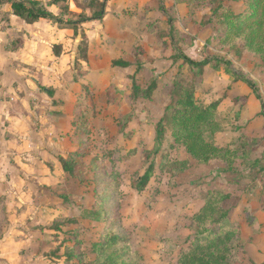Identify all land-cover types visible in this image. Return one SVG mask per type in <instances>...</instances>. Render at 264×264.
Here are the masks:
<instances>
[{
  "label": "rangeland",
  "instance_id": "374dc122",
  "mask_svg": "<svg viewBox=\"0 0 264 264\" xmlns=\"http://www.w3.org/2000/svg\"><path fill=\"white\" fill-rule=\"evenodd\" d=\"M249 2L108 0L102 21L80 27L84 60L82 35L69 27L0 23V264H111L113 252L129 264H184L190 251L207 258L208 240L220 237L228 240L224 264H264V51L243 49L220 22ZM177 51L230 61L244 80L223 66L200 73ZM154 81L151 100L135 98L134 84ZM176 82L204 108L220 102L208 139L221 153L206 164L170 131L156 140ZM72 156L74 175L61 161ZM212 201L215 218L228 212L220 225L199 220ZM202 224L209 232L197 236ZM114 235L120 242L106 249Z\"/></svg>",
  "mask_w": 264,
  "mask_h": 264
},
{
  "label": "trees",
  "instance_id": "16d2710c",
  "mask_svg": "<svg viewBox=\"0 0 264 264\" xmlns=\"http://www.w3.org/2000/svg\"><path fill=\"white\" fill-rule=\"evenodd\" d=\"M77 2L75 5L83 11L81 14H74L69 11L67 0H49L47 3H43L39 0H26V1H13V0H0V21L9 22V14L4 11L5 6H10L14 16L22 19L29 25H34L42 20L50 22L52 25L66 26L73 30L74 36H79L82 30L80 29L83 24L92 21H102L106 15V7L108 0L101 2V0H84ZM49 7H56L61 12L55 15L49 10ZM163 9V8H162ZM220 6L214 10V16L218 17ZM88 12L91 14L89 15ZM76 17L78 19H76ZM221 17L220 22L223 27L226 28V35L233 39H242L244 42L243 49L252 51L254 53H260L264 51V0H250L248 3V9L245 13L239 15H233L232 13ZM173 34V29L171 30ZM82 41L80 48H82V54L79 53L80 59L84 60L88 52V39L85 32L81 33ZM22 41V40H21ZM23 43V42H22ZM12 51H16L13 44ZM81 52V51H80ZM62 53V47L60 45L54 47V54L59 57ZM177 56L181 58L184 63L188 64L191 68L197 69L200 73H203L207 67L219 69L221 66L225 67V73L230 75L235 80H244L240 77L232 67L230 61L222 60L219 58L206 59L202 62H196L189 58L184 53L177 51ZM114 67L128 68L131 66L129 62L124 60H116L113 62ZM134 82V81H133ZM247 83L255 90V85ZM157 89V82L154 81L147 89L141 88L139 85L134 84L133 94L135 98L151 100L153 93ZM256 91V90H255ZM173 100L172 104L166 108L163 117L156 125V140L158 144L163 143L165 135L168 131L171 132L174 137L175 144L182 145L186 152L197 162L206 164L214 158L218 157L221 150L217 148L212 140L208 139V136L213 134L214 129L217 127L215 122V113L220 105V102H216L209 107L204 108L202 105L196 103L194 98L193 89H189L181 82H176L173 86ZM224 154H229L225 151ZM77 157H68L62 159L63 168L70 175H74L75 167L78 163L75 159ZM154 168L150 166L147 172L140 177L138 183L135 185V189L138 192L145 191V188L149 184L153 177ZM206 218L199 219L201 222L210 220L209 224L220 225L228 215V212L219 210L218 218H215V205L214 202H210L204 209ZM201 227L197 232V236L204 235L209 232L207 225ZM110 235H108L109 237ZM121 237L114 235L110 237L111 246L106 248L110 249L113 245L118 244ZM199 239V238H197ZM216 241V242H214ZM228 240L225 237L220 239L208 240L213 242L208 249H212L211 254L207 255V258L193 254L192 251L185 254L184 264H224L226 261L224 252H228L227 247ZM222 242V243H221ZM221 243V244H220ZM202 245L196 247L200 248ZM106 251V250H105ZM197 252H202L197 250ZM111 264H119L120 260H123V264H129L124 257L119 258L117 252L108 254ZM131 263V262H130Z\"/></svg>",
  "mask_w": 264,
  "mask_h": 264
},
{
  "label": "crops",
  "instance_id": "0c3cea01",
  "mask_svg": "<svg viewBox=\"0 0 264 264\" xmlns=\"http://www.w3.org/2000/svg\"><path fill=\"white\" fill-rule=\"evenodd\" d=\"M39 1H42V0H39ZM49 1V0H48ZM8 6V5H7ZM9 10H8V14H9V23H10V21L11 22H13L14 21V19H18V20H22V19H20V18H18V17H16V16H14L13 15V13H12V9H11V7L10 6H8L7 7ZM50 9V8H49ZM4 11L6 12V9H5V7H4ZM23 21V20H22ZM42 21H44V20H42ZM42 21H40V22H42ZM2 21H0V23H1ZM24 22V21H23ZM47 22V21H46ZM25 23V22H24ZM39 23V22H38ZM27 24V23H26ZM37 24V23H36ZM35 25V24H34Z\"/></svg>",
  "mask_w": 264,
  "mask_h": 264
},
{
  "label": "built area",
  "instance_id": "2783aa9c",
  "mask_svg": "<svg viewBox=\"0 0 264 264\" xmlns=\"http://www.w3.org/2000/svg\"><path fill=\"white\" fill-rule=\"evenodd\" d=\"M13 1H19V2H22V1H26V0H13Z\"/></svg>",
  "mask_w": 264,
  "mask_h": 264
}]
</instances>
